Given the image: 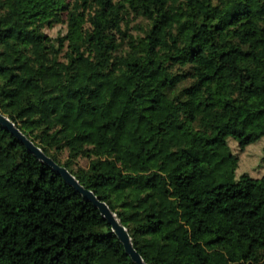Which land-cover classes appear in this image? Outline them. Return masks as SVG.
I'll return each instance as SVG.
<instances>
[{
  "label": "trees",
  "instance_id": "obj_1",
  "mask_svg": "<svg viewBox=\"0 0 264 264\" xmlns=\"http://www.w3.org/2000/svg\"><path fill=\"white\" fill-rule=\"evenodd\" d=\"M0 112L147 264H264V177L231 148L264 137V0H0ZM0 264H136L2 125Z\"/></svg>",
  "mask_w": 264,
  "mask_h": 264
},
{
  "label": "water",
  "instance_id": "obj_2",
  "mask_svg": "<svg viewBox=\"0 0 264 264\" xmlns=\"http://www.w3.org/2000/svg\"><path fill=\"white\" fill-rule=\"evenodd\" d=\"M0 125L11 132L15 137H17L27 147L28 151L31 154L36 156L44 164L53 168L58 174L63 177L66 183L74 187L86 200L91 201L95 205V207L99 209L104 219L107 220V222L111 225L114 234L123 244L126 254L131 257L134 263L147 264L143 260L142 256L135 250L132 239L126 227L120 222L116 214L105 202L98 199L92 191L84 188L66 167L60 166L52 158L48 157L42 151V149L36 145V143H34L28 136L22 133V131L15 125V123L2 112H0Z\"/></svg>",
  "mask_w": 264,
  "mask_h": 264
},
{
  "label": "rangeland",
  "instance_id": "obj_3",
  "mask_svg": "<svg viewBox=\"0 0 264 264\" xmlns=\"http://www.w3.org/2000/svg\"><path fill=\"white\" fill-rule=\"evenodd\" d=\"M59 30L64 31V27L59 26L50 31V34L56 35ZM203 94L210 95L204 90L199 92V96L203 97ZM209 98L205 97L203 99L209 100ZM191 107L196 106L195 104H192ZM198 108L200 110L202 118H204L203 123L207 131H214L217 127V120L220 123L224 119L223 117H221L222 115L220 113L207 105L206 107L199 106ZM227 121L228 120L225 119V123ZM192 144L195 146L196 143L193 142ZM231 148L239 158V167L236 171L237 179H239V177L243 174H248L251 177L258 179L264 177V137L246 146L242 151L237 147V144L234 141L231 142ZM80 164L81 166L86 165L85 161H81Z\"/></svg>",
  "mask_w": 264,
  "mask_h": 264
}]
</instances>
